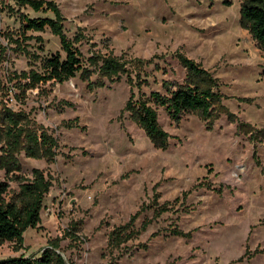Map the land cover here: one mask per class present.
Wrapping results in <instances>:
<instances>
[{"label":"rangeland","instance_id":"obj_1","mask_svg":"<svg viewBox=\"0 0 264 264\" xmlns=\"http://www.w3.org/2000/svg\"><path fill=\"white\" fill-rule=\"evenodd\" d=\"M52 1L66 36H84L77 44L84 59L110 52L150 61L143 68L148 86L141 89L148 95L163 92L162 81L182 83L176 53L183 54L212 74L221 108L205 121L186 114L177 125L158 109L169 140L156 149L124 111L130 95L124 78L89 87L78 76L47 83L27 91L17 106L16 92L5 96L2 85L11 87L8 73L32 66L7 51L0 57V101L29 112L58 148L53 162L19 155V177L37 168L53 186L37 228L25 231L21 249L0 245V259L36 255L57 241L66 264H264V52L240 24L243 0ZM0 19L1 29L18 30L16 15L4 10ZM27 35L42 37L43 55L60 51L48 30ZM68 123L78 126L65 128ZM1 181L9 186L7 199L18 191L0 170ZM164 203L170 210L155 216L151 207ZM130 218V238L109 246L110 231Z\"/></svg>","mask_w":264,"mask_h":264},{"label":"trees","instance_id":"obj_2","mask_svg":"<svg viewBox=\"0 0 264 264\" xmlns=\"http://www.w3.org/2000/svg\"><path fill=\"white\" fill-rule=\"evenodd\" d=\"M12 1L13 7L8 5L4 7L0 2V13L6 10L16 15L19 28L17 31H8L0 27V57L7 51H12L25 56L32 66L27 71L8 73L6 82L11 83V87L2 85V89L6 88L3 92L5 96L11 91L16 92L13 98L17 106L24 104L21 99L25 97L27 91L38 89L47 83L62 84L78 76L81 80L87 81L89 87L94 84L105 85L103 79L113 83L124 78L130 88L124 111L144 131L156 149L167 148L169 140V135L158 123V109L176 125L189 113H197L202 121H205L219 112L223 96L217 88L216 80L200 64L187 59L183 54L176 53L180 66L185 70L182 83L162 81L163 92L150 91L146 95L141 92L142 87L148 86L143 68L151 64L150 61L123 60L110 52L92 53L90 57L84 59L77 46L84 36L76 34L72 39L66 36L63 29L64 18L54 1ZM25 11L35 16L30 17ZM240 24L248 31L256 48L264 52V0H243L240 5ZM45 30L58 39L60 51L43 55L42 37L27 35L28 32L41 34ZM30 41L35 43L34 51L29 49ZM93 74L97 75L94 82L90 81ZM134 88L137 89L136 94ZM77 126L68 123L65 128ZM57 148L56 138L42 124L37 123L29 112L21 107L13 109L8 105V101H0V170L4 172L6 178L18 183V191L7 199L9 186L3 181L0 182V245L9 242L14 243L18 249L22 248L23 234L28 229L37 228L44 197L53 186L51 176L37 168L31 170L30 177H19L18 174L21 172L19 155L23 154L28 159L53 162ZM151 208L155 216L170 210L168 203ZM132 219L130 218L127 225L120 229L110 231L109 246L118 247L130 238L129 234L133 232ZM172 230L177 237L188 236L177 229ZM58 249L57 241H49L36 255L3 258L0 259V264H66Z\"/></svg>","mask_w":264,"mask_h":264}]
</instances>
